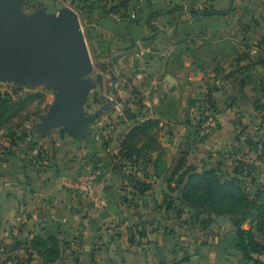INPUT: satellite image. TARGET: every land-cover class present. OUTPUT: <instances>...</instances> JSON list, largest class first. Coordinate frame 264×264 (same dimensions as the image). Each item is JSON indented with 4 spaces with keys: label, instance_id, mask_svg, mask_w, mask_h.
<instances>
[{
    "label": "crops",
    "instance_id": "obj_1",
    "mask_svg": "<svg viewBox=\"0 0 264 264\" xmlns=\"http://www.w3.org/2000/svg\"><path fill=\"white\" fill-rule=\"evenodd\" d=\"M32 1V8L54 7V0ZM180 1L185 7L176 14L154 18L162 36L146 41L147 36L138 35L133 49L127 48L131 39L120 34L139 32L136 25L125 24L119 34L118 26L123 24L99 21L97 11L103 6L89 9L97 15L94 48L99 61L94 67L91 55L92 67L81 78L87 83L77 105L82 126L70 129L60 122L43 132L42 119L35 149L24 148L27 139L18 145L8 143L7 150L0 148V252L7 248L16 258L30 252L32 264H254L244 260L237 247L236 216H214L211 233L216 241L211 243L209 230L202 233V240L196 238L199 231L181 229L185 221L180 224L179 218L191 220L190 208L178 217L176 210L166 209L165 200L181 158L197 173L219 164L233 172L235 161L220 162L237 127L224 109L249 108L256 114L254 121L264 108L260 100L264 77L257 82L254 75L247 78L234 72L264 58V47H259L264 42V0H140L137 8L142 6L149 14ZM204 8L228 14L200 22L202 16L193 15L191 9ZM113 17L120 20L118 15ZM181 24L203 25L189 35H179ZM246 52L250 58L237 63ZM233 62L236 67L231 70L226 63ZM46 88L53 90L54 97L41 116L50 113L59 91ZM208 93L215 97L220 125L201 141L196 136L195 104L206 102ZM150 120L158 123L159 144L147 155L152 162L142 159L119 167L115 155L122 144L136 126ZM262 139L264 134L255 143H264ZM159 158L164 160L161 166L156 163ZM128 173L151 182L152 188L136 193L124 183ZM170 194L176 206H183L177 194ZM253 213L244 226L253 227L256 238L264 241L255 209ZM38 236L55 239L60 250L56 260H45L32 246ZM257 258V264H264V254Z\"/></svg>",
    "mask_w": 264,
    "mask_h": 264
},
{
    "label": "trees",
    "instance_id": "obj_2",
    "mask_svg": "<svg viewBox=\"0 0 264 264\" xmlns=\"http://www.w3.org/2000/svg\"><path fill=\"white\" fill-rule=\"evenodd\" d=\"M134 5H133V4ZM133 5V7H132ZM140 5V0H117L109 10L103 6L102 10L98 9V15L100 16L99 21H104V24L109 26L115 24H123V26H118V33H122L124 30L125 24H134L136 25V30L139 32L132 33H122L120 34L123 38H130L131 46L129 48H135L137 44L134 43L135 37L140 35L147 36L145 37L146 41H154L162 36V30L155 24L154 18L161 14H176L178 11L182 10L185 7V4L180 1L174 6H170L166 9H157L150 11L147 14ZM134 12V14H133ZM193 15H200L203 21H209L217 16L227 15V11H217L214 9H191ZM112 13L118 15L120 20H117L113 17ZM120 21V22H118ZM182 25V26H181ZM178 27L181 31L178 33H185L187 35L191 34L194 29H197L203 24H181ZM142 27L143 29H139ZM116 31V30H115ZM259 47H264V42L260 44ZM250 58L249 53H243L235 61L241 63L242 60ZM260 64L264 66V58H259L256 62H249L248 65L238 67L235 70V73H245L247 78H250L248 72L251 71L255 65ZM239 66V65H238ZM242 84H245V80L242 79ZM10 93L5 92L1 93L0 91V110L5 109L8 105L7 98H10ZM215 97L208 93L206 97V104H208L210 110L217 115L219 109L215 103ZM158 126L156 121L150 120L144 124L138 125L134 128L132 133L128 136V140L122 144L120 150L115 155L116 162L119 167L126 168L130 163L131 165H136L140 160L144 159L146 163H151L152 158L147 155L158 149L159 144L156 139V135L153 132V128ZM26 140L25 136L16 138L15 141H11L13 145H18L19 141ZM35 144L32 143L30 148L35 149ZM242 151L238 149V153ZM41 154V151L37 152V156ZM244 157L246 158L247 153L243 152ZM233 161H237L233 159ZM156 163H164V160L159 158L156 160ZM250 165V164H249ZM248 164L245 162H240L235 165L233 172L231 173L228 169H224L223 165L219 164L215 167L205 170L202 173H197L195 168L191 165H188L185 158H181L176 165L175 170L173 171L170 182H169V191L170 193L177 194V198L181 200V205L176 206L174 204L175 196L170 193L166 196L165 206L167 210L173 209L178 213V217H181L183 212H185V207L197 209L194 213L196 214V219L200 225H203L204 228H209L214 222V216L221 214H231L236 216L235 223L238 227V244L237 247L241 251L244 260L257 264L260 260L257 258L258 255L264 254V241H260L256 238L253 227H246L244 223L246 221L245 216L246 211H250L253 215L254 209L257 212V228L264 235V188L258 190L255 196H250L242 188V183L240 180V175L244 171L250 169ZM126 180H124L125 185L132 187L138 194H145L152 188V183L148 182L145 179L138 178L135 173L126 174ZM174 181V184H173ZM222 191V195L218 198L217 207L213 201V193L216 191ZM240 193L243 196V199L236 201V193ZM216 200V199H215ZM244 202V203H243ZM204 206H211L210 209L205 208ZM217 208V209H216ZM200 209V210H199ZM54 240V241H53ZM53 241V245L49 246V242ZM32 246L38 250L39 255L47 261H54L60 256V250L54 238L44 239L43 237H35L32 241ZM2 254L8 255V257L3 261V264H32V253L26 252V256L16 258V256L11 253L7 248L2 249Z\"/></svg>",
    "mask_w": 264,
    "mask_h": 264
},
{
    "label": "rangeland",
    "instance_id": "obj_3",
    "mask_svg": "<svg viewBox=\"0 0 264 264\" xmlns=\"http://www.w3.org/2000/svg\"><path fill=\"white\" fill-rule=\"evenodd\" d=\"M59 1L60 3H58ZM32 0H20V14L24 17L31 16L35 13L41 12L44 13V15L47 18H54L55 13L58 11H61V9H64V11L59 14H63L65 11H75L78 13L80 18L81 27L88 45V49L90 51V54L93 57L94 60V67L98 63V59L95 55V48H94V42H96V34L98 30V23H97V15L96 13L90 12L89 9L92 7L95 9L96 5L105 6L107 10H109L112 6V3L115 2V0H54V7L52 8H45L44 5H41L40 7L35 6L32 8ZM38 2V1H37ZM36 2V3H37ZM58 3V4H56ZM114 4V3H113ZM110 6V7H109ZM73 7V8H71ZM45 8V10H44ZM48 9L51 11L48 12ZM76 9V10H75ZM112 15H115L112 13ZM162 22H160L161 24ZM209 48V47H207ZM211 48V47H210ZM224 51H227V49H224ZM248 64V63H247ZM231 67L230 69H235L236 65L229 63H226V66ZM107 68H104L106 70ZM251 76L254 75L253 80H256L257 82L262 81V78L264 77V66L258 65L255 66L250 72H248ZM246 76V72L244 73ZM46 83H35L32 81L23 82L19 78H13V79H0V91L1 93L9 92L10 98H7L8 105L3 110H0V148L1 150H7L6 147L8 143L11 141H15L16 138H20L25 136V138L28 140L29 143H26L24 148H29L31 144L37 140V131L42 123V116L41 114L48 111L45 110L48 106V102L53 100V90L46 88ZM249 88V87H248ZM255 97L258 96V94L254 95ZM254 97V98H255ZM260 100L262 102L264 101L263 98L260 97ZM193 104V103H192ZM264 104V102H263ZM196 119L200 113V108L202 106H207L206 102H201L197 105L196 102ZM194 105V106H195ZM264 106V105H263ZM226 116H232V120L236 123V130L232 134L233 139H229V143L227 144V148L225 147V150L227 151L226 157L224 161H220L221 163L230 164V161L233 159H236V164L240 162H245L246 164H250V169L243 172L242 175H240V180L242 183V188L245 190L246 193H248L250 196H255L258 190H262L264 188V143L262 142H256V137L264 134V122H262V114L264 113V108L261 109L258 112V118H255L256 114H252L249 108L247 111L242 109H232V110H225ZM193 112V111H192ZM195 114V113H194ZM218 119V127L215 129L217 130L220 125V119H219V113L216 115ZM158 126H155L153 128V132L156 133V129ZM214 130V131H215ZM237 137H240L241 142ZM264 140V139H262ZM237 142V143H236ZM239 143V144H238ZM29 144V145H28ZM259 144V145H258ZM233 145V146H232ZM236 145V146H234ZM238 149L241 150V153H238ZM6 152V151H5ZM246 152L247 156L244 157L242 153ZM222 160V159H221ZM209 163V162H208ZM217 163V162H216ZM215 164V163H213ZM262 167V169H261ZM264 191V190H263ZM222 195V191H216L213 193V201L217 207L220 208V205L218 206V198H220ZM243 199V196L240 193H236V201ZM261 198H264L262 196ZM216 199V200H215ZM244 203V202H243ZM207 209H210L211 206H204ZM217 209V208H216ZM200 210V209H199ZM192 213L191 220L188 219V221L184 219H180V224H182V228H193L194 232H198L199 234H196V238L202 239V233L205 231L210 232L212 234V227L210 229L202 228L203 225H200V222L198 223L196 214H194L197 209L191 208L190 209ZM178 215V213H175ZM245 217L246 219H253L254 215L248 210L246 211ZM186 214L183 215V218ZM197 223V224H196ZM186 224V226H185ZM249 226V225H248ZM247 226V227H248ZM217 226H215L214 230H217ZM190 230V229H189ZM209 241L212 243L213 241H216V234L209 235ZM205 237V236H204ZM203 240V239H202ZM8 257V255L2 254L0 252V264H3V261Z\"/></svg>",
    "mask_w": 264,
    "mask_h": 264
},
{
    "label": "water",
    "instance_id": "obj_4",
    "mask_svg": "<svg viewBox=\"0 0 264 264\" xmlns=\"http://www.w3.org/2000/svg\"><path fill=\"white\" fill-rule=\"evenodd\" d=\"M0 6V79L58 88L50 113L42 116L40 131L60 122L79 129L77 105L87 85L81 78L92 67L79 15L65 11L54 18L41 12L24 17L20 0H0Z\"/></svg>",
    "mask_w": 264,
    "mask_h": 264
},
{
    "label": "built area",
    "instance_id": "obj_5",
    "mask_svg": "<svg viewBox=\"0 0 264 264\" xmlns=\"http://www.w3.org/2000/svg\"><path fill=\"white\" fill-rule=\"evenodd\" d=\"M218 127L217 116L207 106L200 108V113L196 119V136L198 140H204L210 133Z\"/></svg>",
    "mask_w": 264,
    "mask_h": 264
}]
</instances>
